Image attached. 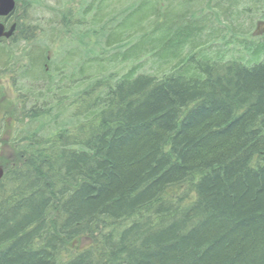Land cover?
Listing matches in <instances>:
<instances>
[{
	"label": "trees",
	"instance_id": "16d2710c",
	"mask_svg": "<svg viewBox=\"0 0 264 264\" xmlns=\"http://www.w3.org/2000/svg\"><path fill=\"white\" fill-rule=\"evenodd\" d=\"M15 3L0 264H264V0Z\"/></svg>",
	"mask_w": 264,
	"mask_h": 264
},
{
	"label": "rangeland",
	"instance_id": "374dc122",
	"mask_svg": "<svg viewBox=\"0 0 264 264\" xmlns=\"http://www.w3.org/2000/svg\"><path fill=\"white\" fill-rule=\"evenodd\" d=\"M164 8H166L168 15H176L186 9V4L165 5ZM259 26L260 29L257 32L264 33V24H260ZM151 64L149 61H146L143 70H150ZM15 105L17 106L7 77L4 75L0 76V158L7 157L8 159L10 158L9 160L12 159L14 149L7 141H9V134L14 126L12 112Z\"/></svg>",
	"mask_w": 264,
	"mask_h": 264
},
{
	"label": "water",
	"instance_id": "95a60500",
	"mask_svg": "<svg viewBox=\"0 0 264 264\" xmlns=\"http://www.w3.org/2000/svg\"><path fill=\"white\" fill-rule=\"evenodd\" d=\"M15 6V0H0V18L8 20L11 17ZM5 20L0 21V39L1 37L10 38L16 29V25L14 22L11 23V26L7 28L5 26ZM3 173V169L0 168V179L3 176Z\"/></svg>",
	"mask_w": 264,
	"mask_h": 264
},
{
	"label": "flooded vegetation",
	"instance_id": "af4514ba",
	"mask_svg": "<svg viewBox=\"0 0 264 264\" xmlns=\"http://www.w3.org/2000/svg\"><path fill=\"white\" fill-rule=\"evenodd\" d=\"M8 140V139H7ZM7 143H8V141H7ZM0 154H1V152H0ZM7 158V157H3V158H0V168H4V166H3V161L2 160H4L5 161V159ZM3 171H4V169H3Z\"/></svg>",
	"mask_w": 264,
	"mask_h": 264
}]
</instances>
